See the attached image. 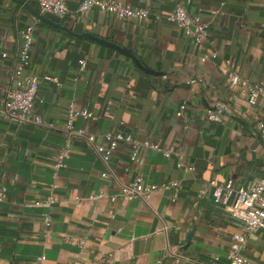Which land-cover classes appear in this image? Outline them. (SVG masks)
I'll return each instance as SVG.
<instances>
[{
  "label": "crops",
  "instance_id": "crops-1",
  "mask_svg": "<svg viewBox=\"0 0 264 264\" xmlns=\"http://www.w3.org/2000/svg\"><path fill=\"white\" fill-rule=\"evenodd\" d=\"M120 1L162 15L182 2L208 22L206 41L194 45L163 19L119 20L95 8L80 14L79 0L68 1L69 12L60 22L43 14L74 33L90 32L129 49L147 67L164 73L156 75L112 47L34 16L24 4L39 12L37 0H0V84L8 81L20 30L33 24L26 70L52 78L41 79L34 111L53 123L44 128L0 121V186L8 190L0 201V264H71L76 259L83 264H224L230 237L241 227L209 190L200 191L211 179L232 178L246 187L264 179V141L254 129V121L264 115L225 80L227 68L250 81L264 80V0ZM211 48L219 58L202 61ZM182 100L188 107L179 117L175 112ZM70 103L96 115L95 120L77 117L75 127L98 139L120 127L167 150L166 157L162 150L146 149L139 170L147 183L178 180L175 200L162 188L147 202L110 199L119 182L136 171L128 145L113 155L115 175L108 179L101 177L103 165L84 138L72 141L65 166L55 171L52 155L65 143L64 110ZM218 105L225 106L223 120H208L206 109ZM180 158L194 170L178 169ZM52 182L58 183L55 203L35 205L51 193ZM243 254L264 263V229L248 235Z\"/></svg>",
  "mask_w": 264,
  "mask_h": 264
},
{
  "label": "built area",
  "instance_id": "built-area-1",
  "mask_svg": "<svg viewBox=\"0 0 264 264\" xmlns=\"http://www.w3.org/2000/svg\"><path fill=\"white\" fill-rule=\"evenodd\" d=\"M69 0H37L39 12L41 14H52L56 17L63 18L68 12ZM98 9L101 12L109 13L119 20L149 19L165 20L174 24L186 36L190 37L194 45H202L207 38L208 22L203 21L199 16L192 15L186 8L185 4L178 2L172 11L162 15L154 13L147 7H131L120 0H79L77 11L80 14H86L91 9ZM213 10L212 13H217ZM33 24H28L20 30L19 44L11 57L12 67L7 83L0 84V121L9 120L17 123L30 122L44 128H52L53 123L41 117L34 111V106L38 98L39 83L41 79H52L49 75L39 76L36 73L26 70L30 62V49L33 44ZM2 57L8 53L2 52ZM217 50L211 48L201 57L202 61L207 59L219 58ZM85 67V60L79 61V70ZM225 80L231 90H235L243 95L250 106H258L264 115V80L257 82L250 81L236 70L227 68ZM188 107L187 101L182 100L175 112L176 116L182 117ZM107 108L105 114H109ZM225 115V106L218 105L214 109H206L205 116L210 121L221 122ZM82 117L84 119L95 120L96 115L87 107L78 106L70 103L64 110L63 130L66 136L65 143L57 148L52 155V168L57 171L65 166V160L70 156L71 143L76 138H84L90 143L103 165L101 177L108 179L113 177L114 171L111 165L112 157L119 147L128 145L129 162L136 168L135 173L129 181L119 182V189L116 194L110 195V199L123 198L126 200L140 198L147 202L149 195L157 188L166 189L171 193L170 200H175L181 184L178 180H169L160 185L147 183L142 176L139 166L142 162L143 154L146 149L162 150L161 147L150 139H137L131 133L125 132L118 127L111 131H106L98 139L92 133L83 128L75 127V119ZM120 122V126H121ZM254 129L260 140L264 141V116L254 121ZM164 156H169L167 150H162ZM177 168L184 171L192 172L194 167L182 158L177 162ZM4 174H2L3 176ZM58 187V183L50 184L51 193L44 199L35 200V205L47 204L49 206L55 203L53 190ZM210 192L215 203L221 205L227 215L240 224V230L230 237L229 250L225 257L224 264H264L256 262L243 254L247 237L250 233L259 229H264V179H260L252 186L246 187L235 183L234 179L228 178L222 183L215 179L208 182L205 190L200 194ZM7 187L0 186V201L7 196ZM105 193H99L97 196H104ZM96 197V196H95ZM46 227L50 225V215H44ZM80 245L83 241L79 242ZM42 258H44L42 256ZM71 264H83L80 260H73ZM211 264H219L213 261Z\"/></svg>",
  "mask_w": 264,
  "mask_h": 264
},
{
  "label": "water",
  "instance_id": "water-1",
  "mask_svg": "<svg viewBox=\"0 0 264 264\" xmlns=\"http://www.w3.org/2000/svg\"><path fill=\"white\" fill-rule=\"evenodd\" d=\"M19 2H23V0H18ZM24 6L36 17H38L41 20H44L46 22L51 23L52 25L61 28L65 31H67L68 33H70L71 35H74L76 37H80V38H85V39H90L93 41H96L97 43L109 46L114 48L115 50H117L119 53H122L128 57H130L134 63L137 65V67H139L142 71L146 72V73H151V74H156V75H163V72L160 71H155L153 69H150L149 67H147L140 59H138V57H136V55H134L131 51H129V49L122 47L118 44H116L115 42L112 41H108L104 38L98 37L96 35L91 34L90 32H83V33H74L73 31H71L70 29H68L65 26H62L58 23H55L51 20H49L48 18L45 17V15L41 14L40 12L32 9L31 7H29L27 4H24ZM192 232L188 233V237L186 239V243L189 242L190 240V236H191Z\"/></svg>",
  "mask_w": 264,
  "mask_h": 264
},
{
  "label": "trees",
  "instance_id": "trees-1",
  "mask_svg": "<svg viewBox=\"0 0 264 264\" xmlns=\"http://www.w3.org/2000/svg\"><path fill=\"white\" fill-rule=\"evenodd\" d=\"M46 14H47V13H46ZM47 15H48L49 17H53V18H55V16H53V15H50V14H47ZM59 19H61V18H59V17L57 18V17H56V20L60 22Z\"/></svg>",
  "mask_w": 264,
  "mask_h": 264
}]
</instances>
